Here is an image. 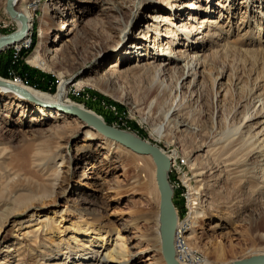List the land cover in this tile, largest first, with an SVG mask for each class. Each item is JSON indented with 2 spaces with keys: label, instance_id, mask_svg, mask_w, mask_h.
<instances>
[{
  "label": "rangeland",
  "instance_id": "obj_1",
  "mask_svg": "<svg viewBox=\"0 0 264 264\" xmlns=\"http://www.w3.org/2000/svg\"><path fill=\"white\" fill-rule=\"evenodd\" d=\"M125 1L129 6L126 15L133 10L137 15L144 13H140V1L136 2L134 9L132 0H110L116 5ZM52 3L54 4L53 0L19 2L17 9L32 16L31 41L21 49L11 47L0 53V78L13 84L17 80L20 82L17 85L53 95L61 84L58 75L68 73L67 76L71 78H67V81L70 79L71 100L103 117L109 126L135 134L174 158L173 172L169 175L171 185L176 189L174 205L183 230L187 231L185 236L194 237L189 243L195 248L196 252L193 254L203 262L206 259L202 264H230L264 253V194L261 191L264 187V0H200L198 6L201 5L202 14L197 17L198 21L203 18L216 21L214 25L206 24L208 27L201 30L203 34H196L201 42L205 41V45L199 48V55L205 60L204 72L203 69L200 70V73L203 72L202 78H197L202 81L201 89L192 87L190 90H182L183 93L177 98L179 105L183 104L181 111L176 117L177 121L171 123L170 127L166 126L163 138L153 133V129L160 126L163 120L153 113L150 116L148 114L149 104L160 85L153 73L134 72L126 81H121L119 88L110 86L109 95L91 84L81 89L76 87V83L83 78L102 77L109 65L118 61L115 58L117 56L110 55L103 62H96L100 56L99 50L114 47L115 41L108 44L114 34L113 12L103 15L95 11L89 12L86 23L65 37L67 43L52 62L54 67L51 69L43 70L29 64L41 43L44 47L40 52L42 59L58 45L54 42L58 36L56 28L64 20L70 22L75 19L79 13V9L70 11V14L60 13L52 21L46 14ZM6 4V0H0V38L18 31L17 22L6 12ZM126 15L123 21H127ZM189 27V30L194 27L197 29L200 24L191 22ZM177 34L183 44L188 45L192 41L182 37L183 34ZM204 35L206 36L202 40ZM47 41L51 43H46ZM8 71L12 75L10 78L6 75ZM181 77L182 72L177 71L174 79L166 82L169 90L176 88ZM189 82L190 80L185 81L186 87ZM173 99L174 97H166L167 104L163 107L165 111L172 106ZM13 103V99L8 97L0 98V237L9 243L7 246L3 244V249L13 246L11 249L14 252L16 248H23L20 252L33 251L32 254L36 257L43 252L42 244H46V239L47 242L55 239L56 233L63 241L64 250L68 246L84 250L86 244L96 248V243L101 241L99 234L105 237L106 247H116V244L117 248L127 246L128 234L121 231L122 221H115L118 215L123 221L136 223V230L133 231L144 239L146 246L157 251L161 247L156 222L160 210V194L154 187L153 161L144 164L131 152L123 149L119 151L122 160L130 165L127 184L135 176L148 180L149 183L153 180L150 191L152 196L146 195L143 189V193H133L136 187L122 186L123 191L112 194L110 200L98 202L102 198L93 191L88 195L72 174L63 182L59 179L54 189L51 186L56 182L55 176L59 174L61 178V175H66L62 173L66 170L67 163L60 164L61 160L53 159L52 155H74L83 136L67 144L65 139H60L64 135L63 131L55 128L57 123L52 120L43 121L34 105L22 103V108L14 112ZM39 107L49 111L54 109V106ZM178 121L189 123L187 131L179 132L176 125ZM249 135H260L259 140L253 143ZM205 141L211 144L219 142L216 149L235 144V153L230 159L236 164L232 166L230 162L227 163L230 164L229 168L221 169L219 175L223 179L219 176L221 180L209 183V191L204 190L207 197L199 191L203 183H197L195 171L192 170L193 163H197L192 151L195 145ZM97 143L104 142L98 140ZM56 150L58 151L54 152ZM91 150L94 153L97 151L94 148ZM107 150L96 155L97 164L101 163ZM256 152L261 153L255 155L254 158L258 156L257 159H252L251 156ZM37 153L47 155L42 158L39 166L35 162ZM219 153L216 151L213 159ZM213 161L220 163L219 159ZM137 167L142 168L143 173L137 172ZM120 173L122 170L116 171L109 178L113 180ZM70 187L77 188V192L72 189L73 193L70 194ZM76 193L88 196L89 200L95 199L96 203H105L107 211L102 213L97 209V212L87 215L81 211L80 214L77 208L70 209ZM22 197L29 199L20 203L18 200ZM133 200L139 201L134 205ZM126 212L127 216L124 215ZM96 215L101 220L114 215L111 219L116 223L99 229L101 224L93 222ZM218 219L223 221V226L231 229L230 234L227 235V231L223 229L210 230ZM46 224L52 228L51 231L46 228ZM34 234L41 236V242L36 243L34 238L31 243L34 247L29 248L25 238L30 240ZM74 237H79L80 242L74 243ZM179 242L176 241V245ZM176 248L180 250L181 247ZM183 249L188 250L184 244ZM17 254L10 261L6 260V264H15ZM4 256L5 254H0V261ZM160 257H163L162 253L157 258ZM28 264L33 262L29 261Z\"/></svg>",
  "mask_w": 264,
  "mask_h": 264
},
{
  "label": "bare ground",
  "instance_id": "obj_2",
  "mask_svg": "<svg viewBox=\"0 0 264 264\" xmlns=\"http://www.w3.org/2000/svg\"><path fill=\"white\" fill-rule=\"evenodd\" d=\"M8 1L9 0H6V3ZM21 1L22 0H16L14 2L15 9L19 13L23 12L22 14L27 18L29 31L26 34V37L22 41L14 45L7 46L6 49L11 47L15 49H21L26 45H28V43H30L31 41L30 35H31L32 16L29 15V13L27 12L17 9L18 4ZM27 1L36 3L39 0H27ZM53 1L54 4L53 3L50 4V7L47 9V13H46L52 21L56 20L60 13H62V15H64L65 13L70 14V11H74L75 9H79V13L75 19L73 18L70 22L64 20L62 22V25H60L59 28H56L55 31H57L58 36H56V40L54 42H56V44L58 45L52 48L50 53L48 51V54H46V56L42 59L40 57V52L44 50V47H43V43H41L38 46L36 53L29 60V64L43 70L51 69L52 67H54L52 65V62L56 60L57 58L56 56L59 54V52L63 50V48L67 43L65 42V37L71 35L77 28H79L81 25H84L86 23V19L88 18L89 12L91 13L98 12L100 15L106 14L107 12H113L114 34L111 35L109 39L110 42L108 44L112 42L114 43L115 41L114 47L109 46L99 50L98 56L99 55L100 56L99 58L96 59V62L99 61L103 62V60L108 58V56L110 55L117 56L115 58H117L118 61L110 64L105 71L106 73L102 77L100 76L98 79H94L91 77L83 78L76 83V87L81 89L83 86L91 84L99 88L100 91H102V93L104 92L109 95L108 90L110 86L113 85L119 88L121 86V81H126L128 79L127 77L130 76L132 73L139 71H146L149 73H153L154 78L157 80V83H159L160 85L158 84L159 86L156 95L153 97V99L149 104L148 114L150 116V114L153 113L156 115L158 119L163 120V123L160 126H157L156 128L153 129V133L157 137L163 138L165 136L164 132L166 126L168 125L170 127L171 123L173 122L175 123L177 121L176 117L179 116V111H181L183 104L179 105L177 98L179 97L180 93L181 94L183 93L182 90L183 89L190 90L192 87L194 88L197 87L201 89L202 81L200 79L202 78V73L204 72L203 67L205 64V60H203L202 56L199 55V51H200L199 48L205 45L204 44L205 41L203 39L205 38L206 35L203 36L202 38L203 41L201 42L199 40L200 38H197L198 35L196 34H200V35L203 34L201 30L207 28L208 23L214 25L216 21L213 22L208 20L207 18L201 19L200 22L198 21L197 17L200 14H202V11H200L202 10V7L201 5L198 6L200 0L198 1L196 0H132L131 4L134 7V9L135 6L137 5L136 2L137 1L141 2L140 13L143 11L144 13L138 15L135 14L134 10L131 11L128 15H126V11L129 10L127 1H125L124 3L121 2V4L118 5L111 3L110 0H53ZM61 7H64V9H62ZM151 12L152 14H150ZM125 15L128 16L127 21H123V17ZM16 22L18 24V31H20L22 28V23L18 21ZM191 22L200 24V27L197 29L194 27L192 30H189L188 28H190L189 25ZM175 31H177V33L183 34L182 37L185 36L190 40L192 39L190 44L186 45L185 43L184 44L181 43V38ZM46 43L50 44L51 42L47 41ZM201 69H203V72L200 73ZM177 71L182 72V77L177 82L176 88L173 90H169V86L166 85V82L172 81ZM67 75H65L64 73L58 75L61 80V84L59 85L57 92L53 95L34 90L27 86L17 85L18 83H20L17 80H16L17 84L14 83L15 84L14 85L13 83L7 82L6 80L0 78L2 82H5L10 85L13 84V86L26 90L36 100L54 106V109L52 111L42 109L43 107L40 108L39 105L37 106V104H33L34 102L30 103L28 98L22 96L21 94L11 90L6 86L0 85V98L8 97L10 99H13L14 112L17 111L16 109L22 108L23 106L22 103H28L34 105L36 113L41 115L43 121L52 120L55 123H57L55 128L63 131V135H64L63 138L61 135L60 139H65L67 144H70V142H72L73 140H77L83 136L82 139L80 138L81 143L80 145L77 146L74 155L72 156L70 155L69 157L66 156L67 154L65 156L63 155L58 156L59 153H54L57 152L58 150L53 152L54 154L52 155L53 156L52 158L60 159L61 160L60 164H64L66 162L67 167H65L66 170L62 173L66 175L65 176L61 175V178L59 174L56 175L55 176L56 182L51 187L55 189V185L57 186L56 183L57 182L59 183V179L60 182H63L65 181L67 176L72 174L76 176L77 178L76 180L79 181L80 187L86 190L85 192L88 195L90 194L91 191H93L98 197L102 198V199H98V202L100 200H102V202L103 201L107 202L108 200L111 199L112 194L118 193L120 190L123 191L122 186H126L127 188H129L130 186H132V188L136 187V189L132 191L133 193H138L143 189V191L146 192V195L148 194V196H150L149 194H151L152 196V193L150 191H151V182L154 184L153 180L150 181L149 183L148 180L140 179L139 177L135 176L131 179L132 182L127 184L128 183L127 177L129 174L128 171L130 169V165L122 160L119 151H122L123 149L131 152L138 161L144 162V164L145 162L153 161L152 157L136 154L131 150H129L128 148H126L125 146L118 144L110 139H107L99 132H97L93 127L88 126L84 121L79 119L77 116L72 115L71 111L73 109L75 108L81 109L93 114L94 116H97L107 124V122L104 120L103 117H100L93 111L87 110L83 105L78 104L70 99L69 89H70L71 78L70 76ZM198 76L200 77L199 80L197 79ZM67 78H70L69 81H67ZM189 80H190L189 82L190 84L188 85V87H186L185 81H189ZM176 94L178 95L176 96ZM167 96L174 97L173 99L174 102L172 106L167 111H165L163 107L164 106L166 107ZM176 125L179 132L187 131V129L190 126L189 123L187 124L185 121H178ZM259 136L260 135L258 136L249 135L250 141L253 143L258 141ZM98 140H103L104 143H97ZM219 144H220L219 142H215L212 144L206 141L201 142L195 145L192 151V156L195 157L194 161L197 162V163H193L192 170L195 171L194 177L197 180V183L198 184L203 183L204 185L203 186L201 184L202 187H200L199 189V191L201 190V192L204 193V197H207L206 192L209 191V187H210L209 183L210 182L213 183L214 181L217 182V180L220 179L219 176L221 177V175H219V173L221 169H225V167L226 169L229 168L228 165L230 164L227 165V163L230 162H232L231 163L232 166L236 165L230 159L231 155L235 153L233 151L235 144H230V145L227 144L222 148L216 149V147ZM92 148L97 150L96 153H94L91 150ZM106 149H108L107 150L108 153L104 155L101 163L97 164L96 155L100 154L102 151ZM113 150H115V152H113ZM216 151L220 152L219 156L213 159ZM258 153L261 152H256L253 156H251V158L252 157L254 158L255 155H258ZM45 156L47 155H42L40 153H37L35 155V162L37 166L40 165L42 158ZM257 157L258 156H256V158L254 159H257ZM168 158L170 159L172 166H174L175 159L169 156ZM218 159L220 163L218 161H217L218 163L213 161ZM198 161L201 162L198 163ZM62 166L63 165H60V167ZM172 166H171V170H172ZM120 170H122V173L114 177L113 180L109 178L112 176L113 173ZM136 171L139 173H143V169L140 167H137ZM154 180H155L154 187L157 188V190H159L156 181V165L154 172ZM207 183L208 185L206 186ZM72 189L73 187L72 188L70 187V190ZM76 189H73L74 192H77ZM73 190L72 192H70V194L73 193ZM261 191L264 194V187L261 188ZM141 193L143 192L141 191ZM44 195L50 197V195L47 194ZM74 196H76V198L71 204L70 209L71 207L77 208V211H79V213L81 211L87 215L97 212L96 211L97 209H99V211L101 210L102 213H105L107 211V205L105 203L103 204L96 203L95 199L89 200V197L85 196L84 194L76 193V195ZM26 197H22L18 201H20V203H25L29 199ZM137 202L133 200L132 204L135 205ZM206 202H207V198H206ZM197 204L198 203H196V205ZM204 212L205 211H203V213ZM126 214L128 213L126 212L124 215ZM111 216L114 215L107 216L105 217L106 219L104 218L101 220V218L98 215H96L93 222L96 224L98 223L101 224V226L98 227L99 229H105L107 226H111L115 221L116 222L122 221V223H120V228L122 232H126L128 234L127 246L122 245L120 246V248H117L118 245L116 244L115 245L116 247L114 246L106 247L104 244L105 237L102 234H99L101 241H98V244L96 243L97 246L96 248L95 247L91 248L92 247L91 245L86 244L84 250H78L79 247H75L77 249L76 250L74 248H70L69 246L66 250H64L63 241L60 240L61 238H58V236H56L57 234L56 233L55 239H51L49 242H47L46 239L45 243L50 245L42 244V247L44 249L43 252H41L38 256L34 257L32 254L33 251L20 252L21 249L23 248H21L20 250H18L19 248H16L14 252L11 249V247L13 246L5 247L7 249H3L4 245L6 244L7 246V244L9 245V243L5 242L4 238L0 237V254H5L4 258L1 259L0 261V264H6V260L10 261L9 259L13 258L12 256L15 255L16 253L18 254L16 255L15 258L16 259L15 264H28L29 261L33 262V264H164V263L166 264L164 257L157 258L162 253V244L157 251L155 250L156 251L155 252L154 250H152L153 249L152 246H151L152 248L146 246L144 239L141 236H137V234L133 231L136 230L134 226V224L136 223H132L131 221L130 222L123 221V218L118 215H116L118 218L116 217L117 219L114 221L113 219H111L112 218ZM159 217L160 215H158V219L156 220L158 238L160 236ZM228 217L226 219L229 220ZM216 221L211 225L210 228L211 231H220L223 229L224 231H227V235L231 233L230 228H228L227 226H223L224 225L223 221L219 219L217 222ZM263 226H264V221H263ZM46 228L50 231L52 230V228L50 226H47V224H46ZM51 234H54V232H51ZM186 234L187 231L185 232L183 230V226L181 225L178 218L177 232L175 236V250H176L177 261L180 264H185V262L187 264L188 263L187 261H190L193 264L205 263L206 259L205 262H203L201 258L193 254L196 252L195 248L193 246H190L189 243L191 242L190 240H192V238L194 237L193 236L186 237L185 236ZM262 237H264V235H262ZM34 238L36 243L41 242L40 240L41 236H39L38 234H34L33 238H30V240H28V238H25V242L28 243L27 246L29 248L34 247V245L31 244ZM78 238L79 237H74L73 242L74 243L80 242V239ZM160 240H161V236H160ZM176 241L177 243L178 241H180L179 244H182L183 242V244L186 245L188 250L183 249V244L182 246H180L182 249L180 248L179 250L178 248H176L179 247V244L176 245ZM156 253H158L159 255H157ZM40 256L41 259H39ZM59 256L61 258L58 259ZM144 256L147 257L143 259ZM258 256H264V253Z\"/></svg>",
  "mask_w": 264,
  "mask_h": 264
},
{
  "label": "water",
  "instance_id": "obj_3",
  "mask_svg": "<svg viewBox=\"0 0 264 264\" xmlns=\"http://www.w3.org/2000/svg\"><path fill=\"white\" fill-rule=\"evenodd\" d=\"M15 1L16 0H9L7 2L6 12L11 19L21 22L22 28L20 31L0 38V53L5 50L7 46H11L22 41L29 31L28 20L22 13H19L15 9ZM0 85L10 88L34 103L46 107H53L50 104L36 100L26 90L13 86V84L10 85L0 80ZM71 114L77 116L88 126L93 127L107 139L125 146L136 154L152 157L153 162L156 165V181L160 193L159 223L162 254L166 264H180L176 259L175 250L178 214L174 206L175 192L170 183L169 175L172 164L168 156L160 148L144 141L137 135L109 126L103 120L87 111L75 108L71 111ZM231 264H264V256H255L250 259L236 261Z\"/></svg>",
  "mask_w": 264,
  "mask_h": 264
},
{
  "label": "built area",
  "instance_id": "obj_4",
  "mask_svg": "<svg viewBox=\"0 0 264 264\" xmlns=\"http://www.w3.org/2000/svg\"><path fill=\"white\" fill-rule=\"evenodd\" d=\"M11 72H12V71H11ZM12 74H13V72H12ZM15 78H17V77H15ZM17 79H20V78H17ZM181 162L186 163L185 161H182V160H181ZM172 172H173V171L171 170V173H172ZM173 188H174V192H175V194H176V189H175V187H173ZM180 246H182V244H179V247H180Z\"/></svg>",
  "mask_w": 264,
  "mask_h": 264
},
{
  "label": "trees",
  "instance_id": "obj_5",
  "mask_svg": "<svg viewBox=\"0 0 264 264\" xmlns=\"http://www.w3.org/2000/svg\"><path fill=\"white\" fill-rule=\"evenodd\" d=\"M6 75L10 78L12 75H10L9 71L6 72ZM107 122V121H106ZM108 123V122H107Z\"/></svg>",
  "mask_w": 264,
  "mask_h": 264
}]
</instances>
